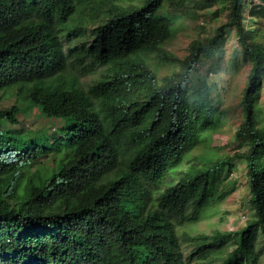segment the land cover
Here are the masks:
<instances>
[{
	"label": "trees",
	"instance_id": "trees-1",
	"mask_svg": "<svg viewBox=\"0 0 264 264\" xmlns=\"http://www.w3.org/2000/svg\"><path fill=\"white\" fill-rule=\"evenodd\" d=\"M187 1L0 0V92L15 91L21 104L0 108V124L18 125L34 107L63 121L43 137L0 127V264H190L235 239L220 264H255L264 236V41L244 19H264V0H207L222 3L227 20L181 60L166 43L180 30L171 10ZM228 30L252 63L234 133L244 150L182 169L223 122L191 75L202 57L223 52ZM164 65L174 69L159 76L154 67ZM64 132L66 146L56 140ZM51 155L45 171L31 169ZM234 160L245 164L254 216L239 231L192 236L187 258L178 227L226 198L220 168H236Z\"/></svg>",
	"mask_w": 264,
	"mask_h": 264
},
{
	"label": "rangeland",
	"instance_id": "rangeland-1",
	"mask_svg": "<svg viewBox=\"0 0 264 264\" xmlns=\"http://www.w3.org/2000/svg\"><path fill=\"white\" fill-rule=\"evenodd\" d=\"M220 2L210 3L207 0H190L179 8H165V12H176L180 30L178 34L166 43V49L181 60L186 59L190 53L193 41H207L215 33L219 25L227 20V11L222 8ZM249 8V5L247 6ZM170 14V13H169ZM90 28L95 26L92 21L88 22ZM244 25L247 29L257 34V39L264 41V19L245 16ZM222 53L214 52V57H202L201 62L195 66L191 75L192 85L207 103L219 104L223 111V122L219 129L209 134L203 141L186 157V163L182 169H186L190 163L206 160H216L222 155H234L244 147L234 139V133L243 121L242 98L247 86L248 76L252 63L246 60L238 44V38L234 30H228L222 43ZM159 76L170 73L174 67H154ZM103 72L100 67L94 73H87L80 77V86L87 89ZM258 103L264 114V84L260 90ZM21 105L17 100V93L9 91L0 92V108H8L13 105ZM18 125L7 124L4 120L0 127H22L30 135L44 136L53 130H59L63 121L58 118L44 116L38 107L28 112H21L17 116ZM58 137L57 143L66 146L69 135ZM53 156L43 158L41 163L34 164L31 169L41 168L45 171L48 165L53 164ZM236 168H220L222 173L221 190L227 192L226 198L218 205L205 210L202 218L193 223L180 224L178 229L183 241L184 253L189 258L195 245L191 237L198 233L212 234L216 230L235 232L244 229L247 222L253 218L254 209L251 206V193L245 164L240 160H234ZM28 176V175H27ZM179 224V222L177 223ZM235 239L227 247L212 253L202 259H191L190 264H220L237 246ZM257 261L255 264H264V236L259 232L256 246ZM248 264V263H247Z\"/></svg>",
	"mask_w": 264,
	"mask_h": 264
}]
</instances>
